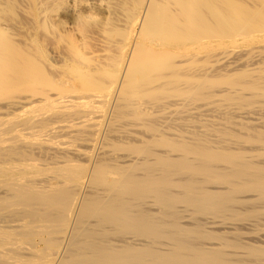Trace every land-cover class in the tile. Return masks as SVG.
Instances as JSON below:
<instances>
[{
    "label": "bare ground",
    "instance_id": "1",
    "mask_svg": "<svg viewBox=\"0 0 264 264\" xmlns=\"http://www.w3.org/2000/svg\"><path fill=\"white\" fill-rule=\"evenodd\" d=\"M0 264H264V0H0Z\"/></svg>",
    "mask_w": 264,
    "mask_h": 264
}]
</instances>
